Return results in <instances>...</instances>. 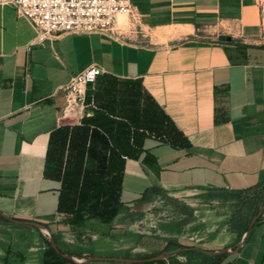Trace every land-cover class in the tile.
Instances as JSON below:
<instances>
[{"label":"crops","instance_id":"0c3cea01","mask_svg":"<svg viewBox=\"0 0 264 264\" xmlns=\"http://www.w3.org/2000/svg\"><path fill=\"white\" fill-rule=\"evenodd\" d=\"M131 3L126 31L116 21L108 36L63 35L43 45L13 7L0 6V215L43 225L57 250L75 258L61 261L41 231L0 216V264H119L87 259L153 257L175 249L170 242L216 253L198 252L189 264H264V213L247 230L231 229L233 194L264 187V0ZM91 66L102 75L87 106L66 112L63 87ZM107 78L137 90L140 109L147 97L168 128H140L137 156H122L119 211L73 225L59 210L55 166H47L50 137L112 99ZM115 95L119 111L127 99ZM250 217L245 211L243 222Z\"/></svg>","mask_w":264,"mask_h":264},{"label":"trees","instance_id":"16d2710c","mask_svg":"<svg viewBox=\"0 0 264 264\" xmlns=\"http://www.w3.org/2000/svg\"><path fill=\"white\" fill-rule=\"evenodd\" d=\"M106 81L109 85L106 93H109L112 99L101 104V110L93 118L83 119L81 126L62 127L53 132L50 137L47 166L52 163L55 166L50 175L61 182L59 210L73 215V225L81 224L84 215L108 220L119 211L118 173L121 171L122 156L130 158L137 156L138 148L144 139V134L138 131L140 128L149 134L156 135L164 134L168 128L165 117L150 106L152 104L147 97V104L140 109L141 97L137 94V90L131 86L129 90L123 91L121 88H116L121 81L113 78H107ZM113 92L118 93L119 97L125 95L127 99L126 103L120 102L119 111L115 110L117 104L114 100L117 97ZM88 101L87 92L86 102ZM111 116L123 118L126 121L123 119L115 121L111 119ZM88 160L92 162L91 168L85 166ZM244 195L251 199L253 206L247 210H250L253 217L264 203V187L233 194L237 198V211L231 220V229L239 232L247 230L252 220L243 222L246 211L242 204ZM260 220L261 217L256 223ZM45 242L49 247V253L63 262L70 263L56 254L46 240ZM169 247L180 248L181 246L170 242ZM146 258L149 257L142 259Z\"/></svg>","mask_w":264,"mask_h":264},{"label":"built area","instance_id":"2783aa9c","mask_svg":"<svg viewBox=\"0 0 264 264\" xmlns=\"http://www.w3.org/2000/svg\"><path fill=\"white\" fill-rule=\"evenodd\" d=\"M0 6L13 7L31 25L36 45L63 35L108 36L118 17L135 20L131 0H0ZM101 75L99 67L91 66L70 79L63 87L66 112L87 106V92Z\"/></svg>","mask_w":264,"mask_h":264},{"label":"water","instance_id":"95a60500","mask_svg":"<svg viewBox=\"0 0 264 264\" xmlns=\"http://www.w3.org/2000/svg\"><path fill=\"white\" fill-rule=\"evenodd\" d=\"M219 41L221 42H229L230 41V37H225V36H220L219 37ZM264 213V204L262 205V207L260 208V210L258 211V213L252 218L251 222H250V227H252L254 225V223H256V221L263 215ZM2 218H4L5 220L13 223V224H16V225H24V226H29V227H33L35 229H38L39 231H41L48 239V242L50 243V246L51 248L56 252L58 253L59 255H61L62 258H65V259H69V260H74L75 261V258L69 256V255H66V254H61L56 246H55V242L51 236V234L47 231V229L39 224V223H35V222H22V221H16V220H13V219H9L7 218L6 216L4 215H0ZM190 250H194V251H197L201 254H204V255H214L216 253H212V252H207V251H199L197 249H184V251H190ZM182 251L181 250H177V251H174V252H171V253H161L159 255H156V256H153V257H149V258H146V259H129V258H115V257H112V258H101V257H90L87 259V261H97V262H110V263H119V264H143V263H157V262H161V261H165L166 259H169L171 258L172 256H174L175 254H179L181 253Z\"/></svg>","mask_w":264,"mask_h":264},{"label":"rangeland","instance_id":"374dc122","mask_svg":"<svg viewBox=\"0 0 264 264\" xmlns=\"http://www.w3.org/2000/svg\"><path fill=\"white\" fill-rule=\"evenodd\" d=\"M117 22H118V27L120 29L126 31L129 28V21H128L127 17H118ZM251 195H252V193H251ZM239 201H241V200H239ZM242 204L244 206V209L246 211H248V215H251L250 219H252L255 215L252 217L253 214L250 212V210H247V209H249V207L253 206V204L251 202V199H249V197H246L244 195L242 197ZM164 215L165 216H168L169 213L168 212L167 213H164ZM184 249H191V248L190 247L181 246L180 248H175L172 251H166V253H171V252H174V251H177V250H181L182 251L181 253L175 254L174 256H172L171 258H169L168 259L169 260V263L170 264H178V263H180V264H189L190 263V260L192 261V260L200 259L201 258L200 257L201 255L198 252L193 251V250L184 251Z\"/></svg>","mask_w":264,"mask_h":264}]
</instances>
